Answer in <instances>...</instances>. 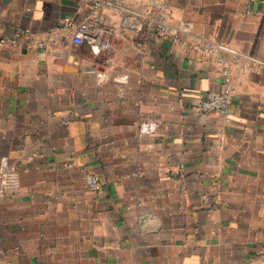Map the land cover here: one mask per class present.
Masks as SVG:
<instances>
[{"label":"crops","instance_id":"0c3cea01","mask_svg":"<svg viewBox=\"0 0 264 264\" xmlns=\"http://www.w3.org/2000/svg\"><path fill=\"white\" fill-rule=\"evenodd\" d=\"M168 1L192 25L181 42L103 8V51L63 28L88 0H0V38L29 29L0 43V158L18 173L0 264H264V0ZM200 38L263 65L229 64L226 116L195 106L224 85ZM141 119L156 128L138 133Z\"/></svg>","mask_w":264,"mask_h":264},{"label":"built area","instance_id":"2783aa9c","mask_svg":"<svg viewBox=\"0 0 264 264\" xmlns=\"http://www.w3.org/2000/svg\"><path fill=\"white\" fill-rule=\"evenodd\" d=\"M89 9L87 19L76 25L65 24L63 28L76 43H86L90 47H97L98 50L106 51L110 42L109 39L102 36L97 27L99 20L98 12L103 8L124 13L122 23L135 28H141L147 25L155 30L158 35L166 36L171 45L179 43L183 35L191 32V23L181 19L176 23L172 22V8L168 0H149V8L146 10H137L128 7L124 0H88ZM29 29H16L11 37H1L0 43H13L21 34H28ZM49 39H51L49 37ZM31 41V40H30ZM45 40L35 41L37 47H44ZM190 47L195 48L202 54L215 53L216 59L221 65V72L224 76V85L220 91H206L199 95L195 100V106L201 113L213 111L217 114L226 116L230 102L231 85L229 64H240L244 69H259L263 65L258 63L254 57L249 54L238 51L228 43L200 38L189 42ZM110 60L108 55L104 57V63ZM95 70V68H90ZM105 75V71H101ZM156 128V123L152 120L141 119L138 122V133H148ZM84 184L92 191H97L100 180L94 173H88L84 177ZM18 186V173L16 167H13L8 159L3 156L0 158V195L13 191Z\"/></svg>","mask_w":264,"mask_h":264}]
</instances>
